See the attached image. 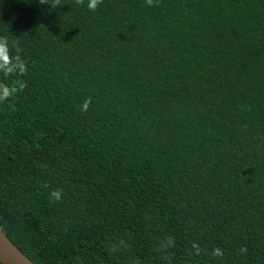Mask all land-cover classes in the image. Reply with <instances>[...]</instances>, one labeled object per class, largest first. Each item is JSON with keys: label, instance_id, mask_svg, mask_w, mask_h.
<instances>
[{"label": "trees", "instance_id": "16d2710c", "mask_svg": "<svg viewBox=\"0 0 264 264\" xmlns=\"http://www.w3.org/2000/svg\"><path fill=\"white\" fill-rule=\"evenodd\" d=\"M47 2L0 0L5 235L37 264H264V0Z\"/></svg>", "mask_w": 264, "mask_h": 264}, {"label": "clouds", "instance_id": "9594fccd", "mask_svg": "<svg viewBox=\"0 0 264 264\" xmlns=\"http://www.w3.org/2000/svg\"><path fill=\"white\" fill-rule=\"evenodd\" d=\"M37 2L40 5H48L47 0H37ZM76 4L82 5L84 4V0H75ZM103 2V0H88L87 7L91 11H95L96 8ZM146 2L149 4V6L152 4V0H146ZM58 6H61L60 0H53V3L51 7L57 8ZM8 40L5 37H0V70L4 72H11L14 70V68H19L21 71L24 70L23 62L19 59L13 57L11 60L8 58ZM12 91H15V89H12ZM11 92L9 93V95ZM2 99V97H0ZM85 109L87 107V104L84 105ZM56 201H59L61 199V191L57 190L52 192L51 194Z\"/></svg>", "mask_w": 264, "mask_h": 264}, {"label": "water", "instance_id": "95a60500", "mask_svg": "<svg viewBox=\"0 0 264 264\" xmlns=\"http://www.w3.org/2000/svg\"><path fill=\"white\" fill-rule=\"evenodd\" d=\"M0 263L1 264H37L27 257L0 228Z\"/></svg>", "mask_w": 264, "mask_h": 264}]
</instances>
